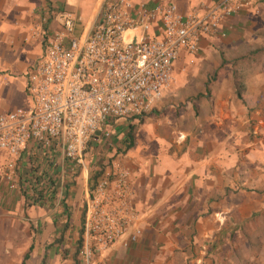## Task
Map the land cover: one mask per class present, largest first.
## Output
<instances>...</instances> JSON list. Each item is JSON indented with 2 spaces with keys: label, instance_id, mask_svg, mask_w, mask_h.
I'll use <instances>...</instances> for the list:
<instances>
[{
  "label": "crops",
  "instance_id": "obj_1",
  "mask_svg": "<svg viewBox=\"0 0 264 264\" xmlns=\"http://www.w3.org/2000/svg\"><path fill=\"white\" fill-rule=\"evenodd\" d=\"M132 1L154 6L159 0ZM217 1L177 0V4L180 12L187 13L197 4ZM103 2L0 0V110L15 108L5 99L17 88L10 81L12 75L21 76L25 95L24 73L43 54L42 29L63 31L61 16L53 12L80 16L75 36L86 38L100 18ZM255 2L227 21L225 38L201 42L197 73L183 72L189 56L180 55L174 69L177 83L156 108L159 111L138 123H121L122 128L115 131L113 140L120 148L134 127V146L121 164L129 171L139 221L98 262L158 264L159 247L167 249L173 241L184 242L192 235L202 242L210 234L207 229L218 225L229 189L239 180L249 184L252 170L247 165L256 163L260 149L264 154V140L249 139L250 122L264 112V72L249 70V58L264 50V26L252 12ZM134 36L127 34L130 39ZM254 68L259 69L255 62ZM6 81L9 84L3 87ZM188 95L194 96V104L179 110ZM64 175L57 176L64 180ZM88 186L81 172L65 188L68 205L50 211L46 206L28 208L19 191L10 192L0 184V264H72L75 244L65 242L64 229L70 225L82 233ZM137 227L142 235L131 243L129 236Z\"/></svg>",
  "mask_w": 264,
  "mask_h": 264
},
{
  "label": "built area",
  "instance_id": "obj_2",
  "mask_svg": "<svg viewBox=\"0 0 264 264\" xmlns=\"http://www.w3.org/2000/svg\"><path fill=\"white\" fill-rule=\"evenodd\" d=\"M252 5L253 0H218L182 13L177 0H159L154 6L104 0L100 18L86 38L75 36L80 16L53 12L61 16L63 31H41L40 63L24 76L28 106L0 110V184L19 191L32 205H44L50 201L49 191L39 197L33 186L45 189L52 179L62 191L78 172L87 176L79 264H107L98 257L139 221L129 171L121 164L125 154L113 140L115 131L121 123L143 119L158 107L173 84L182 53L198 54L205 38H225L227 21ZM128 33L135 36L130 39ZM101 151L113 160H106L91 186L96 169L91 164L102 158ZM36 156L40 159L32 164ZM60 172L68 174L64 180L57 176ZM141 235L137 227L130 242L136 243Z\"/></svg>",
  "mask_w": 264,
  "mask_h": 264
},
{
  "label": "rangeland",
  "instance_id": "obj_3",
  "mask_svg": "<svg viewBox=\"0 0 264 264\" xmlns=\"http://www.w3.org/2000/svg\"><path fill=\"white\" fill-rule=\"evenodd\" d=\"M258 2L259 4L261 3V6ZM252 12H254L257 19L261 20L264 26V0H256L255 7ZM201 54L202 52L200 51L196 55L189 56L186 60L187 68L184 69L185 71L183 72L186 73L188 70L192 72V74L197 73L199 70L198 59ZM40 60L41 57L38 58L31 67H29L26 73L31 68L39 64ZM249 60L252 62L250 65L251 69L249 70H262L264 72V50L254 53ZM254 62L259 69L254 68ZM205 71H207L206 68ZM180 72L181 71L179 70V73ZM26 73H24V75H26ZM224 75L225 74H222L221 72L220 77L222 78ZM1 76L2 73L0 72V77ZM11 77L14 79H11L10 81L17 85V88L16 90L9 91L10 94L5 98L7 104L11 106L15 105V107H27L28 102L26 95L21 93V76L12 75ZM177 78L178 73L177 70H175L173 84L166 92V96L170 94L174 85L177 83ZM23 79L24 81L27 80L25 77ZM4 83L3 87H7L9 84L8 81ZM186 97H189L188 100L185 104L179 106V110L182 108L185 109L186 107L194 104V96H192L193 98L190 95ZM155 111L159 110L155 109L149 115L156 113ZM148 116L129 123L133 124L135 122H141ZM249 129L251 131L250 140L255 142H258L257 140H264V112L258 113V117L253 120V122H250ZM259 151L260 156L258 155V157H256V163L252 166L250 164L247 165L248 170H252L248 173V175L252 177L249 184L246 185L242 182V180H239L238 185L235 188L229 189L231 194L227 193L228 196H224L223 212L220 216L218 225L207 229V232L210 233L209 236H206L205 240L200 243H198L192 235L191 239L188 238L187 241L184 242L175 241V243L173 241V244H171L167 249L159 247L157 249V253L160 257L157 258L159 260L158 264H264V154L262 155V149ZM246 152V150H241L242 154ZM99 154L100 153L98 152L97 155L99 156ZM106 154L107 153L105 151H101L100 155L102 158L96 157V160H94L92 164L95 163L96 165H102L105 163L108 158V155ZM39 159L40 157L36 156L34 157V161L31 163H38ZM51 169V173L55 174L56 169ZM64 174V176L68 175L65 172ZM79 174H81V171L78 172V175ZM68 183L69 182L63 185L62 193H59L53 201H48V203L44 205H32L26 201L25 205L28 208L46 206L48 209H51L50 211L54 210L58 205H68L67 197H64L66 193L65 188L69 185ZM64 234L65 242L69 245L71 242H74L75 244L73 252H71V256L73 258L71 262L74 264L76 252L78 253L81 247V230L79 228L75 231L72 226L68 225V228L64 229ZM70 251L71 250L67 252V255ZM167 253H169L168 256H166Z\"/></svg>",
  "mask_w": 264,
  "mask_h": 264
},
{
  "label": "trees",
  "instance_id": "obj_4",
  "mask_svg": "<svg viewBox=\"0 0 264 264\" xmlns=\"http://www.w3.org/2000/svg\"><path fill=\"white\" fill-rule=\"evenodd\" d=\"M133 133H134V127L131 126L129 128L128 134L126 135V139L124 140L122 146L118 149L119 152L120 151H124V154H125V153H127L128 151H130L133 148V146H134V136H133ZM107 160L111 162L113 159L112 158H108ZM92 167L98 169V171L95 169V170H92V172H91V176H90V185L91 186L97 183L98 179L101 176L102 170L106 166L104 164H102V165H100V164L99 165H96L94 163V164H92ZM36 171H37V169H34L33 170V172H36ZM36 178H37V182L39 183L40 179L38 177H36ZM46 185H47V187L45 189H43V188L40 189V188H37V187L33 186L32 187V192L34 193V195H37V196L41 197V196H45L46 195L45 193H47V191H49L48 196H49V199H50V202H51L57 196L58 185L55 184V181H53L52 179H48L46 181ZM27 198L28 197L25 198L26 201H28ZM83 233H84V230H82L81 235H83ZM80 246H81V244H80ZM77 256H78V253H77V255H76L75 259H74V261H75L74 264H79V261H78V257Z\"/></svg>",
  "mask_w": 264,
  "mask_h": 264
}]
</instances>
